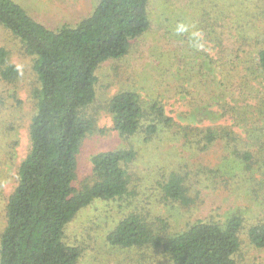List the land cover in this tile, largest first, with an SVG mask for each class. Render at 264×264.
<instances>
[{"label": "rangeland", "instance_id": "1", "mask_svg": "<svg viewBox=\"0 0 264 264\" xmlns=\"http://www.w3.org/2000/svg\"><path fill=\"white\" fill-rule=\"evenodd\" d=\"M18 1L33 18L51 29L77 23L98 2ZM244 5L248 6V13H241ZM147 8L148 31L132 43L128 54L120 59L105 60L96 70V98L84 109L93 125L78 150L74 180L78 189L91 182L94 153L134 144L138 156L127 169L137 198L133 203L124 197L92 201L65 225L64 242L81 250L78 264H172L159 246L122 247L109 243L106 236L124 214L135 208L158 232L163 228L182 230L200 219H215L223 225L236 215L242 220L238 233L240 245L234 255L236 261L238 264H264V248L255 247L248 237L251 226L264 224V136L261 132L264 131V114L259 110L264 106V71L258 65L257 54L264 48L262 8L252 0H149ZM217 13V21L209 20ZM240 14H244V21ZM180 25H185L187 30L177 32ZM0 46L8 50L10 62L19 70L14 81L0 80L1 238L7 222L6 206L18 184L17 170L30 149L29 125L38 81L33 55L1 25ZM235 55H239V64L230 74L235 75L240 87L232 88L234 93L228 99H239L237 104L247 102L255 107L248 113L249 121L237 123L231 116L222 115L224 110L218 101L207 107L210 112L206 118L197 116L194 105H205L210 94L203 101L193 98L200 93V88L198 82H193L191 68L199 61L205 62L206 73L210 74L206 79L212 83L211 79L217 80L223 75L222 62L228 59L235 62ZM169 57L173 62L171 71L160 75L155 70L157 61ZM211 59L216 61L218 68ZM185 67L189 93H176V80ZM227 73L228 70L224 72ZM125 89L136 90L147 103L159 98L166 114L180 125L229 127L238 133L242 147L248 149L253 158L244 162L228 151L223 141L205 150L196 145L184 146L182 141L168 137L145 143L142 131L121 136L114 129L112 115L105 104L115 93ZM244 125L252 129V134L258 133V137H248ZM173 171L184 173L186 193L192 197L188 205L172 201L163 194L161 185Z\"/></svg>", "mask_w": 264, "mask_h": 264}, {"label": "trees", "instance_id": "2", "mask_svg": "<svg viewBox=\"0 0 264 264\" xmlns=\"http://www.w3.org/2000/svg\"><path fill=\"white\" fill-rule=\"evenodd\" d=\"M148 1L98 0L77 23L51 29L33 18L18 0H0V25L33 55L38 81L29 125L30 149L19 164L18 184L6 206L0 264H78L81 250L64 242L65 225L96 199L124 197L133 203L137 198L127 169L138 156L134 144L94 153L91 182L78 189L74 180L78 150L93 125L84 109L96 98V70L105 60L124 57L132 43L148 31ZM252 1L262 8L264 16V0ZM248 12V6L244 5L241 13ZM240 16L241 21L246 19L244 14ZM218 17L219 13L209 20L214 22ZM257 54L258 65L264 71V48ZM234 58L235 62L232 59L222 62L223 75L211 79L212 83L206 79L210 74L206 73L205 62L199 61L191 68L193 82H198L200 88L193 98L203 101L210 94L205 105H194L197 116L206 118L210 112L207 107L218 101L224 110L222 115L231 116L237 123L249 121L248 113L255 107L247 102L237 104L239 99H228L234 93L232 88L240 87L235 75L230 74L239 64V55ZM172 63L171 57L158 59L155 70L160 75L168 74ZM211 63L219 67L215 60L211 59ZM186 69L176 80V93H189ZM18 75L8 50L0 46V80L12 82ZM230 101L236 103L232 105ZM105 108L112 115L114 129L123 137L142 131L145 143L168 137L182 141L184 146L196 145L205 150L223 141L226 149L244 162L253 158L242 147L238 133L229 127L180 125L166 114L159 98L147 103L136 90H120L108 99ZM259 110L264 114V106ZM243 130L248 137H258L247 125ZM261 132L264 136V131ZM183 174L171 172L161 187L165 197L188 205L192 197L186 193ZM241 223L239 216L232 215L223 225L215 219H200L182 230L168 231L161 226L163 229L158 232L135 208L121 217L106 238L122 247L159 246L172 264H238L234 255L240 245ZM248 237L255 247L264 248V224L251 226Z\"/></svg>", "mask_w": 264, "mask_h": 264}, {"label": "clouds", "instance_id": "3", "mask_svg": "<svg viewBox=\"0 0 264 264\" xmlns=\"http://www.w3.org/2000/svg\"><path fill=\"white\" fill-rule=\"evenodd\" d=\"M187 29H186V26L185 25H180V26H178V28H177V32H184V31H186Z\"/></svg>", "mask_w": 264, "mask_h": 264}]
</instances>
